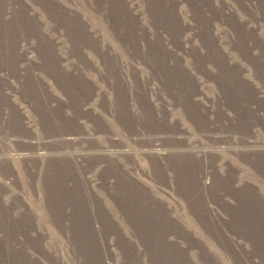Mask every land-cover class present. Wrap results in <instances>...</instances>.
<instances>
[{"label":"rangeland","instance_id":"rangeland-1","mask_svg":"<svg viewBox=\"0 0 264 264\" xmlns=\"http://www.w3.org/2000/svg\"><path fill=\"white\" fill-rule=\"evenodd\" d=\"M0 264H264V0H0Z\"/></svg>","mask_w":264,"mask_h":264}]
</instances>
